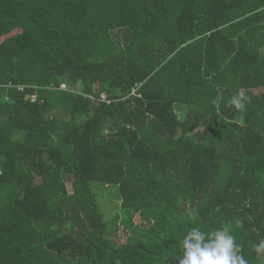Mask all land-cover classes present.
<instances>
[{"label": "trees", "instance_id": "16d2710c", "mask_svg": "<svg viewBox=\"0 0 264 264\" xmlns=\"http://www.w3.org/2000/svg\"><path fill=\"white\" fill-rule=\"evenodd\" d=\"M18 28L0 42V264H179L193 227L264 264V0H0V37ZM93 183L117 189L112 217Z\"/></svg>", "mask_w": 264, "mask_h": 264}, {"label": "clouds", "instance_id": "9594fccd", "mask_svg": "<svg viewBox=\"0 0 264 264\" xmlns=\"http://www.w3.org/2000/svg\"><path fill=\"white\" fill-rule=\"evenodd\" d=\"M247 102H250V97L237 93L229 104L243 111ZM190 219L195 220V214ZM261 250H264V241L256 247L257 252ZM182 253L179 264H248L235 237L222 229L206 232L199 227L191 228L183 237Z\"/></svg>", "mask_w": 264, "mask_h": 264}, {"label": "rangeland", "instance_id": "374dc122", "mask_svg": "<svg viewBox=\"0 0 264 264\" xmlns=\"http://www.w3.org/2000/svg\"><path fill=\"white\" fill-rule=\"evenodd\" d=\"M20 32V29H15L13 30L12 32H10L9 34L7 35H4V36H1L0 37V42L2 40H4L5 38H7L8 36L10 35H13V34H16ZM263 51H264V48H263ZM106 102V101H105ZM52 112L54 114H56L57 117H62V118H66L67 115L65 113H62L61 111H55V110H52ZM45 114H48V113H45ZM70 186V184L68 183V187ZM100 188V186L96 185V184H92V189L94 191V193H96V199H97V202L99 203L100 207H101V210L102 212L105 214V216H108L110 215L109 217H112L113 214H110V211L111 210H114L115 207L118 206V201L115 200L118 196L117 194V189L115 187H111L107 192L103 193V192H98V189ZM103 203V204H102ZM118 209V207H117ZM115 209V210H117ZM109 217H106L107 219H109ZM134 220L135 222H140V219H139V216H135L134 217ZM125 236H126V233H123L122 231L119 232V238H120V242H123L124 239H125Z\"/></svg>", "mask_w": 264, "mask_h": 264}, {"label": "built area", "instance_id": "2783aa9c", "mask_svg": "<svg viewBox=\"0 0 264 264\" xmlns=\"http://www.w3.org/2000/svg\"><path fill=\"white\" fill-rule=\"evenodd\" d=\"M1 86H4L6 88H14L16 92H19V93H22V92H25V88L27 87H32L35 91L32 92V93H26L24 95V98L26 100H28L29 102H42V98L39 97V94L38 92L36 91V86H29V85H25V84H19V83H15L13 81H8L4 84H2ZM48 89H53V88H56V89H61V90H69V91H73V92H76V90H70L68 88V86L66 85V83L64 82H61L59 85H55L53 83H51L49 86H47ZM5 99H8V96H5ZM100 101H106V102H109L107 97H106V94L105 93H100L99 95V98H98Z\"/></svg>", "mask_w": 264, "mask_h": 264}]
</instances>
